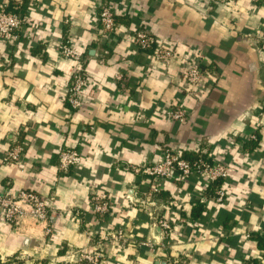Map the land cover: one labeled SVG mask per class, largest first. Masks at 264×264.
I'll list each match as a JSON object with an SVG mask.
<instances>
[{
  "label": "crops",
  "instance_id": "obj_1",
  "mask_svg": "<svg viewBox=\"0 0 264 264\" xmlns=\"http://www.w3.org/2000/svg\"><path fill=\"white\" fill-rule=\"evenodd\" d=\"M101 1L0 0L26 17L17 43L0 39V191L31 189L51 207L46 223L0 217V264H84L81 254L110 228L125 239L103 242L98 264L180 256L189 264H264L255 239L264 232V61L256 41L264 0H106L121 32L143 26L200 53L208 77L200 98L186 95L179 58L165 64L125 40L96 39ZM65 38L83 54L91 81L80 110L65 100L72 71L59 54ZM172 105L187 110L185 121L163 116ZM17 144L19 162L2 163ZM157 146L218 156L229 176L210 189L200 177L165 180L147 198L149 180L125 165L159 160ZM61 148L76 149L80 164L60 171ZM101 193L110 211L98 217L91 196ZM159 218L172 224L167 236Z\"/></svg>",
  "mask_w": 264,
  "mask_h": 264
},
{
  "label": "built area",
  "instance_id": "obj_2",
  "mask_svg": "<svg viewBox=\"0 0 264 264\" xmlns=\"http://www.w3.org/2000/svg\"><path fill=\"white\" fill-rule=\"evenodd\" d=\"M218 1V0H215ZM223 1V0H220ZM98 31L96 39H109L112 42L125 40L129 46L140 50H150L153 61L169 64L172 60H181L180 72L187 87L185 93L189 97L200 98L205 93L208 84L206 68L203 65L200 53L193 48L179 49L166 40L159 39L152 35L145 27L138 26L131 31H120V25L112 6L106 0L101 1L97 11ZM26 21V17L7 8L6 4L0 5V39L6 43L15 44L21 38V28ZM259 43L258 53L264 61V36L256 39ZM59 54L72 61V71L67 86L65 100L76 110L84 107L86 101V91L90 85V77L85 71V58L83 54L73 48L69 38H65L58 43ZM117 79L121 78L117 74ZM163 116L171 122H183L187 118V110L182 105H172L164 108ZM251 138L255 139L254 134ZM161 157L154 162L143 165H125V169L135 174L147 177L150 189L145 192L149 198L158 193L160 184L165 180L186 181L191 177H200L204 181L206 189L212 188L219 181L226 180L229 176V165L222 162L218 156L199 155L192 160L183 156L179 150L173 148L160 147ZM24 147L17 144L11 147L1 159L2 163L19 162ZM201 154L200 152H197ZM81 162L80 153L74 148H61L58 150V169L67 172L70 168L79 165ZM225 193L222 188H217L214 199L222 202ZM145 199H135V202L142 203ZM205 197L200 196L199 202H204ZM92 209L96 216L103 217L110 211V201L106 194H94L91 196ZM147 201V200H146ZM50 205L46 198L31 189H21L12 196L0 191V217L12 224L17 225L25 217H31L40 223L48 222L50 218ZM163 234L167 236L172 230V224L164 219L154 220ZM48 230V228H46ZM125 239L123 229H108L100 239L96 241L91 252L81 254L80 262L84 264H98L101 261L99 250L105 241H115L121 244ZM148 240L142 241L141 245L147 246ZM167 264H189L185 256L179 258H168Z\"/></svg>",
  "mask_w": 264,
  "mask_h": 264
},
{
  "label": "trees",
  "instance_id": "obj_3",
  "mask_svg": "<svg viewBox=\"0 0 264 264\" xmlns=\"http://www.w3.org/2000/svg\"><path fill=\"white\" fill-rule=\"evenodd\" d=\"M199 155H202V154L194 153L193 155H190V154L183 153V156L190 160L199 157ZM255 239L257 240L258 246L264 249V232L260 235L259 234L256 235Z\"/></svg>",
  "mask_w": 264,
  "mask_h": 264
}]
</instances>
